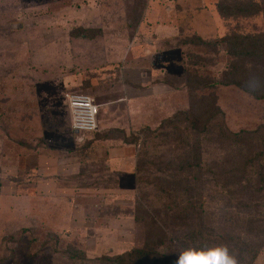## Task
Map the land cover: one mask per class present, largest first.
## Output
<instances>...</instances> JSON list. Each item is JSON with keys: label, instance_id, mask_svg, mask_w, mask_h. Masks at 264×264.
I'll return each mask as SVG.
<instances>
[{"label": "rangeland", "instance_id": "obj_1", "mask_svg": "<svg viewBox=\"0 0 264 264\" xmlns=\"http://www.w3.org/2000/svg\"><path fill=\"white\" fill-rule=\"evenodd\" d=\"M251 2L259 6L260 14L236 19L219 11L218 4L223 0H0V264H96L95 260L69 261L68 248L85 252L93 260L125 248L141 249L152 234L156 239L162 238L167 246H173L174 259L181 244L206 239L227 244L233 236L238 246L230 250L236 256L241 255V241L250 249L239 264H264V194L263 190L253 194L255 188L264 187L255 182L259 169H251L254 179L250 185L255 188H250L249 194L258 197L257 207L246 205L245 200L233 201L226 192L216 193L218 187L212 182L200 188L204 192L211 189L208 193L213 200L210 198L193 208L172 200L168 203L163 193L172 188L164 182L173 174H196L179 169L177 158L184 153L181 144L185 139L171 133L172 130L166 138L152 139L149 160L141 164L143 157L135 141L143 136L139 134L142 128H129L126 139L136 151L134 171L123 176L115 172L107 182L113 187L110 191L67 193L66 199L74 198L70 205L47 199L49 195L42 191L41 178L28 169L36 165L34 154L43 145L40 134L50 129L52 107L34 102L29 103L34 109L30 108L31 105L25 104L26 94L34 99L36 85L44 82L41 93L46 97L44 91L50 89V83L56 84L58 78L69 75L79 82L81 78L88 80L90 73L96 78L105 70L102 59L107 64L113 61L108 69L114 72L110 85L95 79L91 89L71 93H87L95 102L107 103L108 106L99 108L100 114L103 110L102 121H120L125 102L118 100L124 97L125 88L117 82V76L121 71L118 60L126 52L123 46L131 50L130 56L139 47L144 48L143 56L147 59L161 53L162 65L168 72L165 80L173 91L164 99L168 106L160 117L149 109L153 105L144 104L149 120L143 128L154 130L178 111L190 110L210 119L212 126L231 132L264 127V99H255L235 86L199 88L201 84L225 80L224 73L232 65L249 68L248 78L258 71L264 72V61L258 64L234 59L226 53L222 42L234 33L264 36V0ZM165 23L177 26L176 42L162 43L159 34H154L155 28ZM77 27L99 29L101 33L96 39L74 40L71 31ZM106 48L108 52L102 54ZM161 59L156 61L153 56L147 65H158ZM212 106L222 113L210 118ZM27 110L34 111L36 119L30 137L25 125L16 127L14 123L16 116L18 122H25ZM56 122L59 128L58 118ZM120 130L121 127L111 129L110 135L120 137ZM85 136L79 137L81 142ZM222 139L216 133L206 142L211 159L224 146ZM153 143L157 146L153 147ZM28 154L32 155L26 160ZM139 159L141 165L137 166ZM97 172L93 156V162L84 166L82 176L73 178V182L79 186L89 183ZM202 173L207 179L211 177L205 170ZM97 183L103 185V181ZM136 198L142 204L137 211ZM135 212L138 221L133 218ZM261 212L263 216L257 219ZM148 216L154 224L147 220Z\"/></svg>", "mask_w": 264, "mask_h": 264}, {"label": "trees", "instance_id": "obj_2", "mask_svg": "<svg viewBox=\"0 0 264 264\" xmlns=\"http://www.w3.org/2000/svg\"><path fill=\"white\" fill-rule=\"evenodd\" d=\"M251 1L253 0H223V3L218 4V9L225 17L248 18L259 15L261 10L258 5H254ZM96 33V35H95ZM100 33L99 29L94 28H82L77 27L71 31L73 37L93 39ZM200 43L204 41L199 39ZM224 43L225 51L228 55L234 57V59L245 60L247 62H262L264 61V36H250L242 34H230L222 39ZM250 69L243 65H232L228 71L224 73L222 82H209L201 84L199 88H207L216 86L218 84L224 86H235L255 99H264V72L258 71L255 77L259 78L262 82V86L255 92H250L246 83L250 79L248 74ZM232 76V78H231ZM190 88V83L188 84ZM193 111V110H192ZM190 111H178L173 116L169 117L165 122L161 123L156 129L151 130L149 128H142L139 134L143 135L138 137L135 143L139 147L140 156L143 157V161L149 160V147L152 139H158L160 137L166 138L171 133H175L176 136L184 137L185 142H182V152L177 161L180 164L179 169L185 168L195 171L196 174L191 176H182L179 174H173L169 181L164 183L172 189H167L163 193V198L168 203L181 202L185 205L193 208L195 205H202L208 199L213 197L208 193L211 189L206 192L201 190L207 182L216 184V193L226 192L229 198L233 201L245 200L246 205H256L257 198L249 196L250 188L253 189L255 186H251L253 178L252 168L256 167L259 172H256L255 182L264 184V127H259L254 130H239L231 132L223 130L221 127H214L209 123L210 119H204L196 112ZM192 112V113H190ZM210 118L215 114H221L222 112L216 107H210ZM204 120V121H203ZM184 124V125H183ZM218 132H217V130ZM219 133L223 137L224 143L220 146L217 157L210 158V152L207 149V143L210 141L212 136ZM156 134L155 137H153ZM188 137L190 138L187 141ZM133 145V144H132ZM157 146L153 143V147ZM137 161V166L141 165ZM176 162V160H175ZM177 163V162H176ZM205 170L206 173L211 175L209 179L204 177L202 173ZM140 180L143 179H139ZM153 183V182H150ZM159 186L158 184H156ZM156 186V187H157ZM198 188V189H197ZM256 191L253 194H257V191L263 190L255 188ZM162 194V193H161ZM152 195V194H151ZM153 195L157 196L156 192ZM148 198V197H142ZM141 198V199H142ZM186 200V201H182ZM135 200L136 211L137 207L142 208V204ZM135 208V207H134ZM263 216L262 212L258 214L257 219ZM135 221L137 220V213L133 214ZM151 220L148 216L147 220ZM140 221V220H139ZM147 222V221H146ZM152 224L153 221L151 220ZM257 222V220H255ZM254 222V223H255ZM229 237V236H228ZM148 238V237H147ZM230 242L227 243L231 250L238 246L234 242V237H230ZM163 239H156V235L152 234L146 239L143 248H130L125 252H121L114 255H102L93 260H89L86 257L85 252L74 251L72 248H68L67 258L69 261H80L90 262L94 261L96 264H174L175 259L172 258L174 252H172L173 246H167L163 243ZM203 242L207 243H220L214 239H206ZM242 252L238 256V261L242 262L244 255L248 256L249 247H245V242L241 241ZM164 246V247H163ZM182 246V247H186ZM165 249L164 253L161 249ZM75 249V248H74ZM180 249V248H179ZM58 251V250H57ZM256 255H252V259H255Z\"/></svg>", "mask_w": 264, "mask_h": 264}, {"label": "crops", "instance_id": "obj_3", "mask_svg": "<svg viewBox=\"0 0 264 264\" xmlns=\"http://www.w3.org/2000/svg\"><path fill=\"white\" fill-rule=\"evenodd\" d=\"M155 33L159 34L158 39L160 42H167L169 44L173 41L176 42L178 36L177 26L173 23L160 24L155 28L154 34ZM96 37L93 39H96ZM73 39L86 40L80 37H74ZM123 49L126 52H123L118 60V63H121V71L117 76V82L125 88L123 90L124 97L118 100L125 102V105L122 107V113L120 116L121 120L117 121L116 119V122L113 123H111L110 120L106 121L107 119L102 121L101 114L103 110L101 111V114L99 110L100 116L98 115L97 129L92 133L86 134L83 142H81L79 136H77L71 129V117L66 95L71 92L83 91L84 88L91 89L92 82L95 79H98L102 84L107 82L110 85L114 77V72L108 69H111L113 61H111L110 64H107V60L101 58L105 70H103L102 74L98 75H101V77L104 75L102 78H99L98 75L94 78L95 74L90 73L87 76L90 77L88 80H85L86 78H81V80L77 82V78V81H74L71 76L67 75L63 78H58L56 84L50 83L48 85L50 89L44 91L46 97L41 93V91L43 92L44 85H46L44 82H40L36 85V89L34 90L36 95H34V99L32 96L26 94V106L31 105L30 108L34 109L32 104L35 102L40 105L46 104L52 107L49 120L51 123L49 125L50 129L48 132L43 130L40 134L41 138L43 137L41 140L43 145H41V149H36L37 153L34 154L36 156V165L28 166V169L34 172L37 178H41L42 191L49 195L47 199L52 202L62 200L64 203L70 205L73 204L72 200L74 201V198L66 199L69 195L67 193L92 194L102 191H110L113 187L112 185H107V182L109 178H112L113 175H115V172L118 176H123L127 174L129 175V173L134 171L133 167L136 164L134 153L135 148L134 145L128 142L126 137L129 128L134 130L146 126L149 117L145 114L146 110L144 104L148 103L153 105V107H149V109L153 111V114L156 117L162 116L163 112L166 111L168 105H166L164 99L171 96L173 91L171 90V86L165 80L168 76V72H166V69L163 67L164 65H162L163 60L161 59V53H158L160 54L159 56L156 55L157 53H154L151 56L149 55L147 56V59L143 56V53H145L144 48L139 47L136 52H134L133 56H130V54L132 55V52L129 48H124L123 46ZM171 51L172 49H170L169 53H171ZM105 52H108L107 48L101 53L104 54ZM153 56L156 61L160 59L161 61H159L158 65L155 63L152 67L147 64L152 62V60L149 59ZM157 74L159 76L156 77ZM153 75L155 78H153ZM55 89L56 93L54 91ZM58 89L59 91L57 92ZM89 96L94 100V97L91 95ZM18 102L21 103L20 101H16V103ZM96 102L95 103L100 106V109L102 106L105 107L107 105V103ZM57 118L61 123L59 128L56 126ZM155 119L150 118V120ZM14 123L16 127H22L25 125L27 136L30 137L33 135L30 131L35 127L36 123L34 111L31 112L27 110L25 122H18L16 116ZM119 123H121L122 126L115 127L117 124L119 125ZM119 127H121L120 137H113L110 135L111 129ZM30 155L32 154L27 155L26 160L30 158ZM93 156H95V163L98 165V172L92 174L94 177L93 181L85 183L86 185L82 184L79 186L73 182V178L82 176L83 167L93 162ZM99 181H103V185L99 186L97 183ZM56 207L57 206L55 205L54 208ZM128 249L130 248H125L118 253L125 252Z\"/></svg>", "mask_w": 264, "mask_h": 264}, {"label": "clouds", "instance_id": "obj_4", "mask_svg": "<svg viewBox=\"0 0 264 264\" xmlns=\"http://www.w3.org/2000/svg\"><path fill=\"white\" fill-rule=\"evenodd\" d=\"M261 86V80L255 76L246 83L250 92H255ZM174 264H239V261L227 244L197 241L180 248L175 253Z\"/></svg>", "mask_w": 264, "mask_h": 264}, {"label": "built area", "instance_id": "obj_5", "mask_svg": "<svg viewBox=\"0 0 264 264\" xmlns=\"http://www.w3.org/2000/svg\"><path fill=\"white\" fill-rule=\"evenodd\" d=\"M66 99L72 131L79 137L96 131L100 106L83 93L68 94Z\"/></svg>", "mask_w": 264, "mask_h": 264}]
</instances>
